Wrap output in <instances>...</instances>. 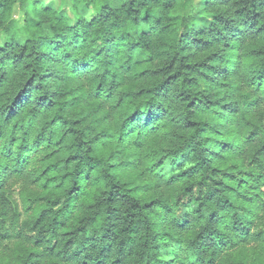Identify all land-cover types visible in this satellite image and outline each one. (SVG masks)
<instances>
[{
    "label": "trees",
    "instance_id": "trees-1",
    "mask_svg": "<svg viewBox=\"0 0 264 264\" xmlns=\"http://www.w3.org/2000/svg\"><path fill=\"white\" fill-rule=\"evenodd\" d=\"M0 32V264H264V0H0Z\"/></svg>",
    "mask_w": 264,
    "mask_h": 264
},
{
    "label": "rangeland",
    "instance_id": "rangeland-1",
    "mask_svg": "<svg viewBox=\"0 0 264 264\" xmlns=\"http://www.w3.org/2000/svg\"><path fill=\"white\" fill-rule=\"evenodd\" d=\"M46 1H53L56 6H59L61 4V0H46ZM82 9V8H81ZM190 6L186 8H182L180 12H189ZM65 13L72 18H74V14H72L71 11H65ZM18 14V5H15V11L14 15ZM5 42V36L3 33L0 32V45L4 44ZM16 194V193H15ZM160 256L162 260H164V264H167L171 261H175L178 256L181 254V249L177 246L176 243L168 242L164 245H162L159 249Z\"/></svg>",
    "mask_w": 264,
    "mask_h": 264
}]
</instances>
